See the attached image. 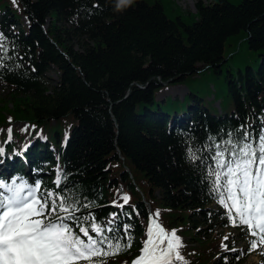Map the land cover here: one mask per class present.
<instances>
[{
	"label": "trees",
	"instance_id": "16d2710c",
	"mask_svg": "<svg viewBox=\"0 0 264 264\" xmlns=\"http://www.w3.org/2000/svg\"><path fill=\"white\" fill-rule=\"evenodd\" d=\"M179 84L184 99H158ZM0 89V181L74 194L85 226L130 237L104 264H132L157 211L182 239L175 264L258 252L252 236L242 250L217 231L249 235L206 176L229 133L255 143L264 131V0L184 13L173 0H0Z\"/></svg>",
	"mask_w": 264,
	"mask_h": 264
},
{
	"label": "snow or ice",
	"instance_id": "6c2138e0",
	"mask_svg": "<svg viewBox=\"0 0 264 264\" xmlns=\"http://www.w3.org/2000/svg\"><path fill=\"white\" fill-rule=\"evenodd\" d=\"M228 136L214 145L213 165L206 179L230 224L246 229L254 238L250 248L255 250L264 246V131L255 143L247 131L242 137ZM189 152L193 161L201 159L191 149ZM56 184L59 186V178ZM40 188L38 182L31 186L17 180L0 181V264H104L101 258L131 246L130 237L122 245L118 237L106 235L116 231L111 227L105 230L94 222L85 226L89 218L76 215L81 205L74 194L41 193ZM122 200L127 204L129 197ZM159 216L157 211L149 218L147 239L132 264L184 260L181 238L175 229L166 230ZM72 224H78V231Z\"/></svg>",
	"mask_w": 264,
	"mask_h": 264
},
{
	"label": "rangeland",
	"instance_id": "374dc122",
	"mask_svg": "<svg viewBox=\"0 0 264 264\" xmlns=\"http://www.w3.org/2000/svg\"><path fill=\"white\" fill-rule=\"evenodd\" d=\"M180 8H181V12H187V11H191V12H196V3L199 0H173ZM203 2H210L211 0H201ZM235 2L239 1V0H233ZM189 93L188 88L185 85H174V86H169V87H165L162 91H160L158 93V99H163L165 96H172L174 98H179V99H184V97L186 96V94ZM5 93L2 89H0V98H4ZM218 104V102H217ZM212 206L214 207L215 204H212ZM215 208H217L215 206ZM217 229L218 232L222 233L224 237H228L229 239L226 240V242H229V240H231L232 243H235L236 247H239V249H245L246 245L249 241V239H251V236H247L246 238L241 236V233L236 230L235 228L232 227H228V228H222L220 226L215 227ZM182 241V239H181ZM257 251L253 253L248 261L246 262V264H264V246H259L257 247Z\"/></svg>",
	"mask_w": 264,
	"mask_h": 264
},
{
	"label": "clouds",
	"instance_id": "9594fccd",
	"mask_svg": "<svg viewBox=\"0 0 264 264\" xmlns=\"http://www.w3.org/2000/svg\"><path fill=\"white\" fill-rule=\"evenodd\" d=\"M132 3V0H123V5H128V4H131Z\"/></svg>",
	"mask_w": 264,
	"mask_h": 264
}]
</instances>
